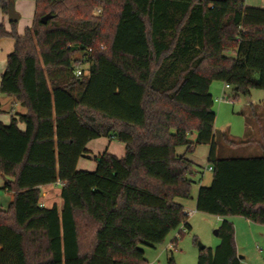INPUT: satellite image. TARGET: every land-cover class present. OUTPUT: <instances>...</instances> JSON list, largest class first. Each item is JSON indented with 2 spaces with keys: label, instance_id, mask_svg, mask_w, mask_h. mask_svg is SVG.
<instances>
[{
  "label": "trees",
  "instance_id": "16d2710c",
  "mask_svg": "<svg viewBox=\"0 0 264 264\" xmlns=\"http://www.w3.org/2000/svg\"><path fill=\"white\" fill-rule=\"evenodd\" d=\"M10 1L0 0L5 13ZM4 37L15 45L0 92L26 113L0 121V173L13 192L0 208V264H146V246L181 226L191 231L178 199L192 198L186 155L199 145L210 146L213 177L199 188L197 211L223 220L220 244L200 249L198 264H243L230 218L264 225V152L218 156L211 85L222 81L238 95L264 90V8L245 0H37L24 35L12 22L11 30L0 24ZM100 137L123 142L125 155H93L88 144ZM91 154L96 169H78ZM55 183L61 211L40 202L42 186Z\"/></svg>",
  "mask_w": 264,
  "mask_h": 264
},
{
  "label": "rangeland",
  "instance_id": "374dc122",
  "mask_svg": "<svg viewBox=\"0 0 264 264\" xmlns=\"http://www.w3.org/2000/svg\"><path fill=\"white\" fill-rule=\"evenodd\" d=\"M245 3L248 6L264 8V0H245ZM225 84L222 81H214L211 85V93L215 98L214 111L217 114L215 128L218 156L221 158L259 156L263 153L262 149L264 146V134L260 132L258 122L264 114V90L253 88L250 90L251 94L249 95L242 93L238 95L233 88L227 89V95L235 99L233 102H220L216 99L221 96ZM257 114H259L260 119L257 118ZM224 134L235 142L240 141L241 144H229L226 142ZM107 140H110V138ZM113 140L114 150L111 151L119 153L118 147L125 144L116 139ZM104 149L106 150V148ZM105 150H97V152ZM208 153V145H199L194 152V159L202 164V166L196 165L195 167L200 173L205 171L210 174L207 161ZM84 158H89L87 159L88 162L92 161L96 164L92 154ZM82 160V162H85V159ZM80 170L87 169L80 168ZM5 183L6 178L0 173V208L3 209H6L13 200V192L5 189ZM194 188L195 186H193ZM190 200L188 199L189 206L192 205ZM202 216L204 215H195L194 222L190 221L193 226L192 231H187L184 226H181L173 231L162 244L156 247L146 246L145 251L148 260L146 264H169V258L172 254L174 264H198L201 244L213 249L220 244V238L215 231L218 227H214L212 223L205 222ZM207 218H211L210 222H214V217ZM247 228L244 225L241 227L244 234L240 245V255L245 256L243 261L247 263L264 264V237L251 238ZM182 229L180 237L177 241H174Z\"/></svg>",
  "mask_w": 264,
  "mask_h": 264
},
{
  "label": "crops",
  "instance_id": "0c3cea01",
  "mask_svg": "<svg viewBox=\"0 0 264 264\" xmlns=\"http://www.w3.org/2000/svg\"><path fill=\"white\" fill-rule=\"evenodd\" d=\"M13 2H14L16 11L20 15V18L17 21V30L20 35H24L25 30L28 27H31L34 22L37 0H13ZM11 23L12 22H10L9 20L8 13H5L0 7V24L5 25L7 30H11ZM14 45H15V41L11 37L0 38V87H1L2 74L4 73L7 67V59H8L9 54L14 50ZM226 90L227 88H224L222 93L225 92L227 94ZM250 101H253V100H250ZM24 113H26V108L23 107L17 101L16 98L6 96L0 92V121L1 122H3L4 124H10L13 117H17L19 114H24ZM259 114H257L258 119H260ZM258 122L260 125L259 130L262 134H264V114H263V117ZM19 126L21 129H25L24 123H19ZM107 139H108L107 137H100L98 139H94L90 141V143L88 144V148L92 151V154L94 155V154H99V153L108 151L110 153L113 152L118 157H123L126 153V145L119 146L117 149L119 153H116V151H111V150H114V147H113L114 140L113 139L107 140ZM191 139L195 140L196 134L192 135ZM238 143L241 144L240 141H238ZM242 143H245V142H242ZM104 148H106V150ZM97 150H105V151L97 152ZM262 150L264 152V146ZM185 152H186V147L184 146L178 147L177 153L179 155H184ZM209 153H210V146H209ZM209 153L207 156V161H208ZM186 158H188L190 161L194 163L193 173L191 174V178L194 181L193 186H195V188L193 189L192 198L190 200L192 205L190 206L188 205V199L179 198L178 201L184 205L188 213L192 212L191 214H189V223L192 227L191 231L193 230V226L191 222L192 223L194 222L193 219L195 215H204L202 217L205 222L212 223L214 227H219L223 220L222 217L197 211V195L199 192V188L202 185H209L211 183L212 177H213L212 170L210 169L209 164H208V170L210 174H207V172L205 171L200 173L199 170H196L195 169L196 165L202 166V164L197 162L194 159V153L187 154ZM82 159H85L84 160L85 162H82L83 161ZM87 159L89 158L82 157L79 160L78 169L83 168V169H87L91 171L95 170L97 167V163L94 164V162L92 161L88 162ZM61 193H62L61 183H55V184H49V185L42 186V197L40 198V202L42 206L46 208H52L54 205H57L59 210L61 211L64 206V200L61 197ZM207 217H214V222L213 221L210 222L211 218H207ZM230 219L233 221L234 226H235V238H236L238 255H240V245L242 243V235L244 234V232L241 230V227L243 225L244 227L245 226L248 227L247 228L248 233L251 238L252 237H264V225L263 224L254 223L243 216H235V217H231ZM244 258L245 256H243V258L241 259L243 264H253L252 262L247 263L243 261Z\"/></svg>",
  "mask_w": 264,
  "mask_h": 264
},
{
  "label": "built area",
  "instance_id": "2783aa9c",
  "mask_svg": "<svg viewBox=\"0 0 264 264\" xmlns=\"http://www.w3.org/2000/svg\"><path fill=\"white\" fill-rule=\"evenodd\" d=\"M87 69H88V65H86L85 67H78V68L76 69V71H75L76 76H78V77L83 76V75L85 74V72L87 71ZM225 88H227V89H231L232 86H231L230 84H227V83H226V84H225ZM234 99H235V98H231V96H228L225 92H223V93L221 94V96L218 97L216 100H218V101H220V102H222V101H231V102H233ZM210 169L212 170L213 168L210 167ZM191 213H192V212H190L189 214H191ZM180 231H183V229L180 230ZM180 235H181V232H179L178 236H176L175 238L178 239V238L180 237ZM260 249H261V248H260Z\"/></svg>",
  "mask_w": 264,
  "mask_h": 264
},
{
  "label": "water",
  "instance_id": "95a60500",
  "mask_svg": "<svg viewBox=\"0 0 264 264\" xmlns=\"http://www.w3.org/2000/svg\"><path fill=\"white\" fill-rule=\"evenodd\" d=\"M8 16H9V20L10 22H17L20 18L19 13L16 11L15 9V5L13 1H10L8 4ZM48 19V16L43 18V22L45 23ZM204 245H200V249L204 248ZM239 258L242 259L243 256L239 255Z\"/></svg>",
  "mask_w": 264,
  "mask_h": 264
}]
</instances>
